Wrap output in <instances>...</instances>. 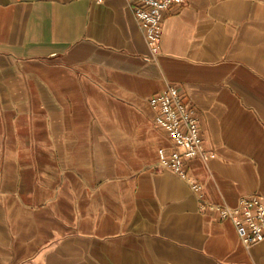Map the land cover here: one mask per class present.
Returning <instances> with one entry per match:
<instances>
[{
	"label": "crops",
	"instance_id": "0c3cea01",
	"mask_svg": "<svg viewBox=\"0 0 264 264\" xmlns=\"http://www.w3.org/2000/svg\"><path fill=\"white\" fill-rule=\"evenodd\" d=\"M170 87L213 156L188 164L204 203L157 168ZM254 196L264 0L171 7L155 58L129 0H0V264H264L216 210Z\"/></svg>",
	"mask_w": 264,
	"mask_h": 264
},
{
	"label": "built area",
	"instance_id": "2783aa9c",
	"mask_svg": "<svg viewBox=\"0 0 264 264\" xmlns=\"http://www.w3.org/2000/svg\"><path fill=\"white\" fill-rule=\"evenodd\" d=\"M129 1L134 17L145 34L152 57L155 58L162 39L165 12L173 6H184L186 0ZM149 103L155 125L171 143L169 148L159 153L157 168L170 171L187 182L203 202L202 187L191 177L188 165L195 159L206 162L213 157L205 148L198 116L186 101L184 93L174 87L153 96ZM216 210L222 220L234 223L244 246L251 247L264 241V203L261 198L246 197L240 200L236 208L223 206Z\"/></svg>",
	"mask_w": 264,
	"mask_h": 264
}]
</instances>
